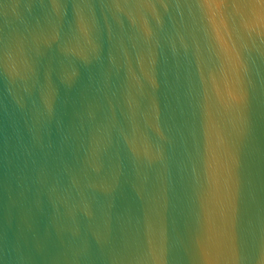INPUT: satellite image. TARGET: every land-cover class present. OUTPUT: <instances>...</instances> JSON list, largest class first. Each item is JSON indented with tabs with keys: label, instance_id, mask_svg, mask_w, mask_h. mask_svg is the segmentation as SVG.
<instances>
[{
	"label": "water",
	"instance_id": "obj_1",
	"mask_svg": "<svg viewBox=\"0 0 264 264\" xmlns=\"http://www.w3.org/2000/svg\"><path fill=\"white\" fill-rule=\"evenodd\" d=\"M0 264H264V0H0Z\"/></svg>",
	"mask_w": 264,
	"mask_h": 264
}]
</instances>
